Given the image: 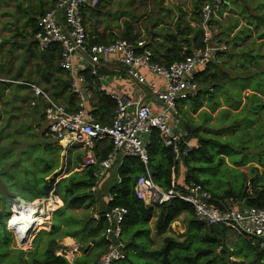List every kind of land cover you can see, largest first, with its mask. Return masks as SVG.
<instances>
[{
	"label": "trees",
	"instance_id": "1",
	"mask_svg": "<svg viewBox=\"0 0 264 264\" xmlns=\"http://www.w3.org/2000/svg\"><path fill=\"white\" fill-rule=\"evenodd\" d=\"M206 1L208 0H197L195 3L197 5L196 10L198 11V15ZM262 19L263 17H261V21ZM200 21V17L199 21L198 18L195 19V22H197L199 26H201ZM262 24L264 25V22ZM29 25L32 29L31 35L34 38V35L38 32L37 18L30 19ZM199 26H197L198 28H192L190 22H186L184 16H179L174 26L176 33L172 34L169 41L173 47L164 55L165 65L168 66L174 62L183 60L195 49H204L207 47L204 41V30ZM95 37L96 38L91 43L110 44L115 41L112 39L108 40L103 34H96ZM134 38H136V36L133 35L129 27L122 34V39L134 42L136 41ZM34 44L37 46L35 42ZM184 48H187V50L184 51ZM37 49L38 50H35L41 53L39 57L43 60L44 65V70L41 66L38 69V73H40V80H38V83L40 85L43 84V87H40H42L45 92L48 91L49 93H47L53 100L65 105L70 112H75L77 110L76 98L70 92L71 84L67 73L60 68V48L58 46H52L46 51H40L37 46ZM29 53L32 54V56L37 55L36 52L31 49ZM212 67L218 68L220 66L215 65ZM82 73L85 74L87 80L91 82L92 78L90 74L87 71H83ZM99 73L100 75L106 74L107 69L102 67L99 69ZM257 79L256 84H261ZM197 80L201 86H206L204 93L209 99L215 98L218 87L222 86L215 72L211 71V67L198 73ZM24 81L25 83H33L27 80ZM24 81L17 80L6 82L3 78H0L3 95L7 89H11L12 92V85L17 84L19 101H26L27 99L25 96H28V86L14 83ZM252 88L256 89L254 86H251V89ZM210 90H213V92ZM22 92H25V94L22 95ZM96 95L99 101L90 104L92 106V113L98 122L109 125L112 123L117 103L105 93L98 92ZM199 99L198 96L190 100V102L192 101L194 104H197L196 109L202 107V102ZM9 106L10 103L5 102L4 109L7 110ZM37 109L39 108L37 107ZM21 110L22 107L19 108V111ZM38 116L39 120H41L42 116L39 114ZM251 123L252 121H250V124ZM186 128L198 139L200 148L190 152L181 163L175 161L172 149L165 146L158 131L154 130L149 136L147 147L150 155V173L154 182L164 192H168L173 188L185 191L187 187L200 184L212 193L214 198L213 205L220 208L224 206L229 207L233 203H242L249 207L263 208L264 186L261 187L259 182L257 186H255V191L251 194L248 193L245 187L240 194H236L232 190L226 192L220 191L217 193L207 187L208 182L206 179H203V177L207 173L204 163L205 161L208 163V161L202 156L203 152L207 147H211V151L217 152L219 147L216 143L225 141L218 137L200 135L198 130H195L187 121ZM48 135V130H45L38 140L35 141L34 146L41 148V150L44 149L45 151L53 149L50 144H47V142L44 143ZM217 135L219 134L215 136ZM213 138L216 139L214 140ZM111 151V143L107 141L98 143L96 146L98 161L105 159ZM82 158V153L76 155V167H80ZM210 161L212 160L210 159ZM68 165L64 174L63 171H59L51 179H43L42 187L39 184L37 188L33 189L34 192L32 191L31 197L27 196V193H25L26 188H19L17 184H15V179L12 177L7 178L6 175L11 176V174L3 172L6 176L5 178L3 175V180L8 185L9 189L12 192L22 195L27 202L32 203L37 200L46 199L49 197L51 191L55 190V194L62 201L63 206L52 213L51 230L46 232L44 230L42 232V235L49 236V239L43 251L38 252L40 257L36 255L31 256L32 254H37V252H32V254L29 253L28 258L25 259L26 252L22 250H9L12 232L8 229L7 224L12 212L8 207V203L13 201V198L6 196L3 199L0 190V209L3 208V213L0 214V264H70L64 255L57 256L55 254V250L61 247L59 241L65 238H72L75 243L78 244L79 252L83 254V258L75 259V264H88L86 260L89 254L91 252L93 253L95 249L98 250V253L92 264H97L107 248L105 242L107 223L104 214L107 210L114 207H124L128 210L122 233V238L125 243V257L116 264H225L226 259L231 264H236V252H230L228 249V229L209 226L203 221L200 222L196 217L193 206L179 199H172L170 202L163 205H147L137 198L135 192L136 182L139 177L146 173L143 164L137 158H125L113 175L114 181L107 182L111 176L110 173L109 177L104 181L97 192L91 191L96 184L94 174L97 171V166H90L77 172L72 167L70 159ZM48 166L51 170L52 165L49 164ZM181 166H183L185 170L184 183L181 182ZM0 170L3 171L4 169L0 167ZM45 172L46 170L43 171V173ZM35 174H41L40 170L36 168ZM25 176H29L28 170L25 172ZM119 181L121 182L119 183ZM216 188L219 189V187ZM105 191H107V193H104ZM109 196H113V201L108 203L107 199ZM16 204L17 202L15 205ZM78 211L85 212L77 214ZM156 211L158 212V216L155 230L158 235L166 234L178 216L182 214L188 215V231L183 243L176 242L173 238L167 237L161 250H153L154 241L151 239L150 223ZM94 213H99V220H94ZM236 236L239 238L244 237L241 235ZM244 238L250 244L253 252L252 254L242 253V264H264V249H260L253 245L251 240L246 237Z\"/></svg>",
	"mask_w": 264,
	"mask_h": 264
},
{
	"label": "built area",
	"instance_id": "2",
	"mask_svg": "<svg viewBox=\"0 0 264 264\" xmlns=\"http://www.w3.org/2000/svg\"><path fill=\"white\" fill-rule=\"evenodd\" d=\"M100 1L56 0L54 7L39 18L38 32L33 38L41 51L52 46L60 48V68L67 73L71 84L70 92L76 98L75 112H70L65 105L53 100L35 83H14L28 86L36 98L43 100L48 133L57 140L59 146H64L67 150L80 146L83 152L81 168L97 166L94 174L96 184L91 189L92 192L100 189L112 170L119 167L125 158H137L146 170L135 185L136 196L140 201L163 205L172 199H179L193 206L196 217L209 226L224 227L264 249V207H249L242 203H233L223 208L214 206L212 193L200 184L187 187L185 191L173 188L164 192L150 173L147 142L154 130L159 132L165 146L172 149L175 161L179 163L190 152L200 148L198 139L186 128V122L179 113V105L200 94L206 95L197 80V74L209 67L222 65L225 61L226 47H210L214 38L219 35V29L213 23L223 13L224 0H213L204 4L200 10L207 47L195 49L183 60L168 66L153 61L154 54L144 40L132 42L120 39L110 44L91 43L84 15L97 8ZM110 63L121 64L133 84L148 87L163 110L154 113L149 105L142 104L134 111L133 100L108 90L101 83L104 78L99 69ZM144 70L163 80L165 88L149 82ZM83 71L90 74L91 82ZM98 92L105 93L117 103L109 125L98 122L90 108L91 101ZM106 141L111 143L112 151L105 159L98 161L96 146ZM112 201L113 196H109L107 202ZM37 202L45 208H52L54 212L60 208L62 201L56 196L55 190H52L48 198ZM34 206L36 207L34 202L16 204L19 209ZM37 210L39 214L40 210ZM127 215L128 210L124 207H114L105 212L107 248L97 264H116L123 259L125 243L122 233ZM93 218L99 220V213H94Z\"/></svg>",
	"mask_w": 264,
	"mask_h": 264
},
{
	"label": "rangeland",
	"instance_id": "3",
	"mask_svg": "<svg viewBox=\"0 0 264 264\" xmlns=\"http://www.w3.org/2000/svg\"><path fill=\"white\" fill-rule=\"evenodd\" d=\"M171 1L172 0H101L95 10H89L90 13L89 11L87 12L89 14L86 16V21L89 22L90 20L92 23L89 25L90 30L103 33L102 30L105 29L103 34H107L108 27H106L105 20L108 18L109 24L112 26L115 25V29L113 28L114 31H111L109 34V39L115 41L122 39V34L129 27L133 35L136 36L134 40H142L144 38H149L150 27H152V30L154 26L158 25V21L160 22L161 19L167 16L164 12H169L171 10ZM232 5L233 6H231V8L229 7L218 19L214 20L213 23L219 29L220 33L214 38L210 47L213 49L226 47V51L224 54V63L222 65H217L220 66L218 68L211 67V71L215 72L222 86L218 87L215 94L216 98H221L218 102L220 106L218 110L219 114H215L219 122L218 125H212L210 127H212L211 132L212 135H214L213 137H218L225 142L219 141L216 143L219 147L217 152L211 151V147H207L203 152L202 156L208 161V163L206 161L204 163L207 173L203 179L207 180V187L217 193L220 191L226 192L232 190L234 193L240 194L245 187L248 193L251 194L255 191V186H257L258 182L261 187L264 186V134L262 140H260V137L257 136L258 133L254 132L255 130L252 129V125L250 124L251 114L249 112V102L247 103L245 111L242 110L243 107L239 108L238 111L234 108L235 105H239V103L235 101L237 97L252 94L251 91H254L251 89L252 81L253 86L256 87V79L258 77L260 80L264 79V58L261 57L263 58L261 59L258 56H264V35L262 32L258 33L259 31L256 29L259 20L256 15L258 13L264 15V0H240V2L235 0L232 1ZM91 17H93L92 20ZM199 27L202 28V26ZM146 40L150 41L149 39ZM3 43L4 46L5 43H9L8 48L0 49V75L3 79L6 81L27 80L28 82L39 84L38 78L40 73H38V69L41 66L44 70V65L43 60L39 57L41 53L36 51L38 49L34 44L31 33L25 32L23 36H19L17 39L13 37L8 38L4 40ZM30 49L36 52L37 55L32 56V54L29 53ZM256 65H263V67H256ZM42 85L39 84V86ZM262 85L264 86V82ZM202 88L205 90L206 86L203 85ZM17 94V84H13L11 95ZM24 94L25 92H22V95ZM27 94L29 98H31L30 90L27 91ZM256 94L264 98V90H260V93ZM199 98L203 105H207L210 101L208 96L203 94H200ZM185 103L190 104V101H185ZM32 106L34 105L32 104ZM38 106H41V108ZM196 106L197 104L190 106L186 105L184 107H180L179 105L180 110H185L182 113L186 115H190V112L194 111ZM37 107L39 109H37ZM188 110H190V112ZM34 111L39 112L43 118L44 108L39 102ZM179 113L181 114V111ZM193 115V112H191V116L194 118ZM181 116L184 118L185 115L183 116L181 114ZM37 122L39 123V130L42 129L41 131L44 132L46 123L43 122V120ZM21 128L22 127H20V130L16 133L19 139L18 142H16L17 146L14 148L17 150V155L18 150H22V144L35 143L41 135V131H38V133L36 131L31 134V128L28 130H26V128ZM251 131L256 137L252 136ZM5 134L6 130L4 129L0 135L5 136ZM216 134L219 135L215 136ZM213 139L215 140L216 138ZM210 159L212 161H210ZM18 160L19 166L12 168L13 172L11 176H6L7 178L12 177L15 179V184H17L19 188H26L25 193L30 197L32 196V191L34 192L33 189L37 188L39 184L42 187L43 179L48 180V178L53 177L59 170L62 171L69 162L67 159L64 160L62 151L56 149L45 151L37 146H30L24 157ZM30 162L35 166V171L37 168L40 170L41 174H35L32 177V165L26 167ZM49 164L52 165L51 170L48 168ZM117 168L118 167H115L113 170ZM27 170L29 176L26 177L25 172ZM45 170L46 172L43 173ZM9 172L11 171L9 170ZM113 175L114 172L107 182L114 181ZM216 187H219V189ZM104 193H107V191ZM34 204L37 209L40 210L39 214L36 215V218L40 219V222L31 224L30 227H26L23 231H20L19 228L14 229V227H12V221L20 217V213H17V210H20L19 207L16 208V205L12 204L11 210H13L14 207L16 210L12 211V215L7 224L8 229H12H10L12 232L9 244L10 249L26 252L25 259L28 258L29 253L32 254V252H37V254H32L31 256L36 255L40 257L38 252L43 251L49 239V236L42 235V232L44 230L45 232L49 231L52 226V208H45L37 201H35ZM60 207H62V205H60ZM84 212L85 211H78L77 214H82ZM185 230H187L186 222L178 221L173 224L171 235L179 240H184ZM238 238L239 237L233 234L229 237L228 249L230 252H236V264H242V253L252 254L253 251L244 237ZM59 242L61 247L55 250V254L57 256L64 255L67 260L70 259L71 252L69 248L71 249L72 246L69 245L67 243L68 241L65 239ZM161 243L162 238H159L157 248H159ZM97 253V249H95L93 253L91 252L86 262L88 264L94 263ZM74 255L77 259L83 258L82 253L81 255L74 253ZM225 262V264H231L227 259Z\"/></svg>",
	"mask_w": 264,
	"mask_h": 264
},
{
	"label": "crops",
	"instance_id": "4",
	"mask_svg": "<svg viewBox=\"0 0 264 264\" xmlns=\"http://www.w3.org/2000/svg\"><path fill=\"white\" fill-rule=\"evenodd\" d=\"M212 1L213 0H208L205 2V4L212 2ZM232 1H235V0H224L225 6L223 9V13L226 12V10H228L229 7L231 8V6H233ZM236 1L240 2V0H236ZM196 2L197 0H172L171 10L169 12H164L167 16H165L164 19H161L160 22L158 21V25L154 26L152 30H151L152 27L149 28V38H146V39H149L150 41L146 40L145 38L142 40L146 42L147 47L153 52L154 54L153 61L155 63L160 64V65L166 64L164 55L169 49L173 47V45H171L169 41L172 37V34L176 33L174 26L179 16L181 15L184 16L186 18V22H190L192 28L197 27L198 23L195 22V19L198 18V21H199L200 13L198 15V11L196 10L197 5L195 4ZM55 3H56V0H0V48H8L9 43H5V46L3 43V41L8 38L13 37L17 39L19 36H23V33L25 32L31 33L32 29H31V26L29 25L30 19L37 18V20H39V18L42 15H44L46 12H48L50 9L54 7ZM89 13L84 15V17H85V22H86L87 29H88L89 38H90V41L92 42L96 38L94 37V34L101 35L104 33L105 29L102 30L103 33H98L97 31L90 30L89 25H91L92 23L90 20L89 22L86 21V16H88ZM256 16H257V19H259L257 22L258 26L256 29L259 31L258 33L262 32V34L264 35V27L262 25V23L264 22V15H261L258 13ZM261 17H263L262 21H261ZM92 19L93 17H91V20ZM105 21H106V27H108V31H107V34H103V35H105L107 39L109 40V36H110L109 34L111 33V31H114L113 28L115 29V25L114 26L110 25L108 22V18H106ZM200 24H201V21H200ZM258 56L259 58L261 57L264 58V56L262 55H258ZM258 66L263 67V65H256V67ZM105 68L107 69V73L101 74V77L104 78L103 82L101 83L113 93L117 95L125 96L133 100L134 102L133 110L134 111L142 104L149 105L154 113H159L163 110V106L157 100H155V98H153L148 87L137 86L130 81L129 77L126 75L125 70L123 69L121 64L110 63L109 65L105 66ZM143 73L147 76V79L149 82H154L159 88H165L164 81L161 80L159 77L152 76L151 74L146 73L145 70L143 71ZM0 78H3V77L0 75ZM38 80H40V76ZM257 81H260L261 84L257 83V86L255 87L256 89L252 88V90L254 91H251L252 93L251 95H246V96L242 95L240 97H237L235 101L239 103V105L238 106L235 105L234 109L238 111L239 108L243 107L242 110L245 111L247 108V103L248 102L250 103L249 112L251 114L252 129L255 130L254 132L258 133L257 136L260 137V140H262L263 134H264V98H262L260 95L256 93H260V90H264V86L262 85L264 80H260L258 78ZM6 82H9V81H6ZM251 86H253V82ZM11 93H12L11 89H7L3 95L2 85L0 83V134L4 129L6 130L5 136L0 135V167L4 169L3 171L0 170V190L3 195V199L6 196H10V198H13V201H10L8 203V207L10 209H12L11 208L12 204L15 205L18 198L24 199V197L18 193L12 192L9 189L8 185L3 180V175H4L3 172H6L7 174H11L13 172L12 168L19 166L18 159H21L22 157H24L26 151L29 149L30 146H34V142L30 144L29 143L22 144V150H18V155H17V150L14 149L15 146H17L16 142H18L19 140L18 134L16 133L20 130V127H22L21 129L26 128V130L31 128L32 129L31 134H33L36 131L38 133V131H41L42 129L39 130L38 128L39 123L37 121L43 120V122L46 123L45 118H42L41 120H39V116H38L39 112L36 113L34 111L38 102L41 105H43V108H45V105L42 99L36 98L31 92V98H29V96H25L27 100L23 102V101H19L20 99L18 95H11ZM220 99H221L220 97L219 98L215 97L213 99L211 98L209 102L207 101L208 102L207 105H203L202 103V107L195 109L194 111H191L194 114L193 115L194 118L191 116L190 110H188L190 112V115L189 114L186 115L182 113L185 110H180V107H184L186 105H189V106L193 105L194 103L192 101L190 102V104L182 102L179 107V112L181 111V114L183 116L185 115L184 116V118H186L184 119L185 122L186 121L189 122L195 128V130H198L200 135L206 136V137H213L214 135H212V132H211L212 127L210 126L218 125V122H219L218 117L215 114L216 113L219 114L218 110L220 109V106L218 102ZM98 101H99V98L95 94L94 98L91 101V104H94ZM5 102L10 103V106L7 107V110L4 109ZM32 104L34 106H32ZM20 107H22V109H25V110L19 111ZM91 107L92 106L90 105V108ZM39 108H41V106ZM45 130H47V123H46V128L44 129V131ZM42 133L43 131L40 132V134ZM252 136L256 137L254 136L253 133H252ZM47 138L44 141V143L47 142V144H50L53 147V149L62 151L64 155V160L67 159L68 161L70 159L71 165L75 171L80 172L83 170L81 168V165L80 167L78 166L76 167V164H77L76 155L78 153L83 154L80 146H75L67 150L66 147L64 146L60 147L57 140L53 136L48 135ZM31 165H32V177H33V175L35 174V166L32 164V162H30L26 165V167L31 166ZM67 166L69 165L67 164ZM182 168L183 166H181V182L184 183L185 170L184 168L183 169ZM9 170L11 172H9ZM115 171L116 170H113L111 174L113 172L115 173ZM51 178L52 177L48 178V180ZM146 204L151 205L152 203L146 202ZM61 205L63 206V203ZM2 209H0V214L3 213ZM14 209L15 207L13 208V210H11V212L14 211ZM157 216H158V212L156 211L150 223L151 239L154 241L153 250L155 251L161 250L164 246L165 239L167 237L173 238L176 242L183 243V241L186 239V234L188 231V215L182 214L178 216L175 219V221L172 223L168 232L164 235H158L155 230ZM178 221L186 222V225H187V230L184 231L186 232L184 234L185 235V237L183 238L184 240H179L178 238L171 235L173 224L177 223ZM199 221L201 222L202 220H199ZM232 234L237 235L234 232L228 231V239ZM159 238H162V243L159 246V248H157ZM65 240L68 241L67 243L72 246L71 249L74 251L73 252L69 248L71 252V255H70L71 258L68 259V261L70 262V264H75L74 261L76 259V256L74 255V253L81 255V252H79V247L77 246V244L72 238H65ZM10 241H11V238H10ZM9 250L15 251V250L10 249V245H9ZM124 257H125V252H124Z\"/></svg>",
	"mask_w": 264,
	"mask_h": 264
},
{
	"label": "bare ground",
	"instance_id": "5",
	"mask_svg": "<svg viewBox=\"0 0 264 264\" xmlns=\"http://www.w3.org/2000/svg\"><path fill=\"white\" fill-rule=\"evenodd\" d=\"M19 210L20 211L17 210V213L20 212L19 214L20 217L12 221L13 225L11 223L14 229L19 228L20 231H23L26 227L27 228L30 227L31 224L40 222V219L36 218V215H35L36 213L38 214V210L35 206L34 207H21Z\"/></svg>",
	"mask_w": 264,
	"mask_h": 264
},
{
	"label": "water",
	"instance_id": "6",
	"mask_svg": "<svg viewBox=\"0 0 264 264\" xmlns=\"http://www.w3.org/2000/svg\"><path fill=\"white\" fill-rule=\"evenodd\" d=\"M17 202H18V203H21V204H23V205L28 204V202H27L25 199H23V198H18Z\"/></svg>",
	"mask_w": 264,
	"mask_h": 264
},
{
	"label": "clouds",
	"instance_id": "7",
	"mask_svg": "<svg viewBox=\"0 0 264 264\" xmlns=\"http://www.w3.org/2000/svg\"><path fill=\"white\" fill-rule=\"evenodd\" d=\"M63 171V170H62Z\"/></svg>",
	"mask_w": 264,
	"mask_h": 264
}]
</instances>
